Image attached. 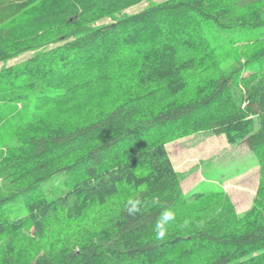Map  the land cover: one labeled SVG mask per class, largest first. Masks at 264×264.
<instances>
[{"label":"trees","instance_id":"obj_1","mask_svg":"<svg viewBox=\"0 0 264 264\" xmlns=\"http://www.w3.org/2000/svg\"><path fill=\"white\" fill-rule=\"evenodd\" d=\"M149 1L0 0V63L32 53L0 103L34 97L0 148V264H264V0L124 14ZM200 132L256 157L243 217L184 194L166 144Z\"/></svg>","mask_w":264,"mask_h":264},{"label":"rangeland","instance_id":"obj_2","mask_svg":"<svg viewBox=\"0 0 264 264\" xmlns=\"http://www.w3.org/2000/svg\"><path fill=\"white\" fill-rule=\"evenodd\" d=\"M161 1L164 0L142 2L125 10L124 14L136 13L149 4ZM107 22H110V19L99 23ZM259 30L264 31V27ZM244 40L246 39H240V41ZM236 41L239 42V38ZM31 54L25 52L6 63H0V70L2 67L27 60ZM33 101V95H29L23 102L17 101L8 107L0 103V132H3L4 137V140H0V148L14 144L17 128L28 123L31 118ZM166 149L174 169L181 176L183 191L187 197L199 192L223 191L229 197L239 217H243L250 210L258 186L259 168L256 157L246 145H230L224 136L200 132L169 142L166 144Z\"/></svg>","mask_w":264,"mask_h":264},{"label":"clouds","instance_id":"obj_3","mask_svg":"<svg viewBox=\"0 0 264 264\" xmlns=\"http://www.w3.org/2000/svg\"><path fill=\"white\" fill-rule=\"evenodd\" d=\"M137 203L138 202H134L132 200L128 201V211L130 213L137 211ZM163 218H164V220L172 219V213H170V212L165 213ZM157 227H159V224L157 225ZM160 234L162 235L163 233H160Z\"/></svg>","mask_w":264,"mask_h":264}]
</instances>
